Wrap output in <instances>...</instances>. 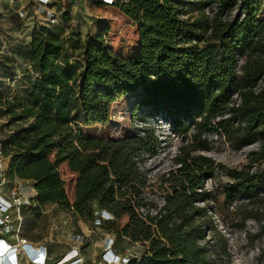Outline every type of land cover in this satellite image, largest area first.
<instances>
[{
	"label": "trees",
	"instance_id": "16d2710c",
	"mask_svg": "<svg viewBox=\"0 0 264 264\" xmlns=\"http://www.w3.org/2000/svg\"><path fill=\"white\" fill-rule=\"evenodd\" d=\"M112 5L137 24L138 52L129 59L91 39L80 63H71L57 37L40 32L31 39L28 61L38 76L28 103L0 100V118L11 128L0 142L2 157L9 158L3 176L31 182L35 211L57 205L90 224L95 211L108 212L112 220L100 228L113 235L114 246L119 238L143 246L127 264H215L207 246L199 244L206 231H215L211 194L202 190L215 171L232 181L222 188L225 200L263 207L259 231L264 235V85H258L264 79V2L114 0ZM204 8L213 14L204 16ZM193 12L196 16L189 17ZM136 91L141 95L134 109L138 121L162 115L177 133L194 130L178 147L177 167L158 177L164 205L148 223L134 212L137 205L150 204L135 159L155 154L153 129L103 141L84 138L72 126L74 121L85 127L106 123L111 104ZM235 93L240 104L231 106ZM200 132L223 136L236 150L253 144L260 149L248 153L244 169H227L193 154L212 148ZM61 164L76 176L71 202L58 174ZM252 165L257 169L250 170ZM197 202L203 206L195 207Z\"/></svg>",
	"mask_w": 264,
	"mask_h": 264
},
{
	"label": "rangeland",
	"instance_id": "374dc122",
	"mask_svg": "<svg viewBox=\"0 0 264 264\" xmlns=\"http://www.w3.org/2000/svg\"><path fill=\"white\" fill-rule=\"evenodd\" d=\"M195 16V12L189 15L191 18ZM40 32L57 37L63 45L64 56L71 63H80L81 50L91 39H96L121 59H129L138 52L137 24L124 17L115 6L104 5L100 0H50L45 6L37 5L34 0H0V100L15 99L23 105L28 103L29 89L38 76L28 61L29 43ZM140 96L136 91L112 103L104 124L85 127L74 121L72 126L77 127L84 138L103 141L128 138L138 120L139 113L134 109ZM73 117L78 118L79 113L75 112ZM144 123L147 128L153 126L151 119ZM10 129L6 118L1 117L0 142ZM193 133L192 129L184 134L178 133L181 139L173 145L176 150L181 144L188 143ZM199 136L208 139L212 148L193 154L207 156L227 169H244L249 164L248 153L259 152L260 149L259 144H254L236 150L223 136L215 133L200 132ZM172 144L167 139V143L160 144L155 157L151 158L150 167L155 174L145 192L147 201L152 203L163 194L158 177L174 164L169 153ZM8 163V157L0 158L2 175ZM261 164L264 166V159ZM255 169L257 165L250 168ZM57 170L66 198L71 202L76 176L67 170L65 164L59 165ZM231 183L225 172L216 171L211 179L203 181V190L211 194L208 208L215 231H206V237L199 244L207 246L208 255L215 264H264V235L259 231L263 207L241 199L231 203L225 200L222 188ZM33 194L30 181H8L6 178L1 181L0 197L5 201L19 196L21 201L29 202ZM194 205L197 208L203 206L201 202ZM33 208L29 202L24 208L10 209L11 228L3 233L8 242L17 243L18 239H25L33 245H44L48 264H60L73 254H76L79 264H105L101 255L106 238H111L110 233L93 227L85 219L71 216L57 205H46L36 211ZM124 222V219L120 220L118 227ZM123 251L138 256L143 246L116 239L112 252L120 254ZM18 264L27 263L21 258Z\"/></svg>",
	"mask_w": 264,
	"mask_h": 264
},
{
	"label": "built area",
	"instance_id": "2783aa9c",
	"mask_svg": "<svg viewBox=\"0 0 264 264\" xmlns=\"http://www.w3.org/2000/svg\"><path fill=\"white\" fill-rule=\"evenodd\" d=\"M102 4L104 5H112L114 0H100ZM198 1V0H197ZM34 2L39 6H45L49 4L50 0H34ZM204 16H211L213 14V9L210 8H204L203 10ZM242 63V58L238 57L236 62L235 69L238 71L239 67ZM259 86L264 85V79L260 80ZM231 106H238L240 104V97L238 94H233L232 100H231ZM151 121L153 123V126L149 127L153 129L154 136L157 141V147L160 144L167 143L168 141L172 142L171 149H169V153L171 154V159L176 156L177 150L173 146L175 143H178L181 139V136H178V133L173 131L168 122L164 119L162 115H153L151 117ZM147 128L146 124L141 121H136L133 132L142 135L143 129ZM254 145V144H253ZM250 145V146H253ZM157 147L155 148V151L157 153ZM249 147V146H248ZM246 148V147H245ZM156 153L152 155L151 157L143 154L140 157L144 156V158L135 159V167L143 173L144 179H145V187L144 191H146L150 183H152L154 179V170L150 167L151 158L155 157ZM0 158L1 153H0ZM177 167V165L172 164L170 167L163 171V174L165 177L167 176V173ZM0 171V184L1 181L3 182L4 176L1 174ZM203 190V186H202ZM197 192H200L201 190L197 189ZM146 194V193H145ZM30 202V200H29ZM29 202L27 201H21L20 197L17 196L16 198H12L9 201H5L3 198L0 197V249L3 247L5 251L0 255L1 263L3 264H18L19 260L23 258L27 264H48V252L44 245H33L32 243H27L25 239H18L17 243H10L8 242L4 236V232H8L11 228V222L9 219V212L10 209H19L21 207H25L29 205ZM150 204H144V205H137L134 208V212L136 216L144 221L145 223H148L150 219L159 217L162 213V207L164 205L163 196L159 197L155 203H152L149 201ZM112 216L103 210L95 211L92 218V226L96 228H100L103 222L111 221ZM111 234V233H110ZM111 238L107 237L106 242L104 244L103 253L101 255L102 261L105 264H127L128 260L130 258L136 257L137 255H131L127 253L126 251L121 252L120 254H115L112 252V247L114 243L113 235H110ZM137 244V243H134ZM4 252H10L13 254L14 262L8 263V260H6L5 256L3 255ZM63 259V258H62ZM61 259V260H62ZM65 262H68V264H79V259L76 258V254H73L66 260H62L60 264H63Z\"/></svg>",
	"mask_w": 264,
	"mask_h": 264
},
{
	"label": "bare ground",
	"instance_id": "6f19581e",
	"mask_svg": "<svg viewBox=\"0 0 264 264\" xmlns=\"http://www.w3.org/2000/svg\"><path fill=\"white\" fill-rule=\"evenodd\" d=\"M3 251H5V249L2 247L1 249H0V255L3 253ZM9 254H11L10 252H4V256H5V258H6V260H8V263H13L14 262V258L11 256V255H9ZM1 258H2V256H0V264H3V262L1 263ZM5 264V263H4Z\"/></svg>",
	"mask_w": 264,
	"mask_h": 264
},
{
	"label": "crops",
	"instance_id": "0c3cea01",
	"mask_svg": "<svg viewBox=\"0 0 264 264\" xmlns=\"http://www.w3.org/2000/svg\"><path fill=\"white\" fill-rule=\"evenodd\" d=\"M9 255H11L12 257H13V254L11 253V254H9Z\"/></svg>",
	"mask_w": 264,
	"mask_h": 264
}]
</instances>
